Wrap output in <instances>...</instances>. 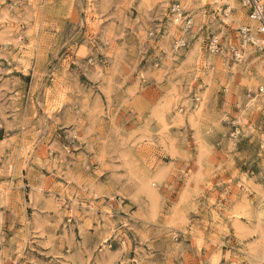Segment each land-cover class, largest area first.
I'll list each match as a JSON object with an SVG mask.
<instances>
[{
  "label": "rangeland",
  "instance_id": "rangeland-1",
  "mask_svg": "<svg viewBox=\"0 0 264 264\" xmlns=\"http://www.w3.org/2000/svg\"><path fill=\"white\" fill-rule=\"evenodd\" d=\"M246 26L242 0H0V264H264Z\"/></svg>",
  "mask_w": 264,
  "mask_h": 264
},
{
  "label": "built area",
  "instance_id": "built-area-1",
  "mask_svg": "<svg viewBox=\"0 0 264 264\" xmlns=\"http://www.w3.org/2000/svg\"><path fill=\"white\" fill-rule=\"evenodd\" d=\"M245 7L248 9V18L251 22L256 24L255 28L246 26L239 31L240 40L243 45H248L260 50H264V3L262 0H242ZM176 20L182 18L180 8L176 9ZM189 24L191 22H188ZM255 29V31L253 30ZM259 35V37H258ZM211 47L219 52L217 42H213Z\"/></svg>",
  "mask_w": 264,
  "mask_h": 264
}]
</instances>
